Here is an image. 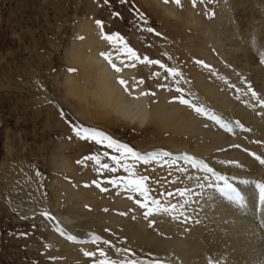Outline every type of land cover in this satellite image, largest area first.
Instances as JSON below:
<instances>
[{
  "label": "rangeland",
  "instance_id": "rangeland-1",
  "mask_svg": "<svg viewBox=\"0 0 264 264\" xmlns=\"http://www.w3.org/2000/svg\"><path fill=\"white\" fill-rule=\"evenodd\" d=\"M149 1L0 0V264H55L56 256L47 252L52 249L48 230L55 228L54 208L66 206L62 181L97 195L112 216L150 224L157 204L190 210L193 190L184 170L202 161L163 142L168 132L162 135L154 123L132 126L97 107L81 117L76 108L83 102L63 88L64 77L77 89L92 73L66 53L69 40L83 53L90 50L82 46L85 32L78 27L84 19L96 32L91 51L112 67L126 92L146 97L150 107L159 100L182 107L205 128L231 130L212 104L202 102L194 76L230 94V81H247L207 35L224 19V3L234 0H159L174 10L171 16ZM251 1L263 23L264 0ZM189 16L202 25L188 23ZM99 234L90 232L84 241L87 264L140 263L118 241Z\"/></svg>",
  "mask_w": 264,
  "mask_h": 264
},
{
  "label": "bare ground",
  "instance_id": "bare-ground-1",
  "mask_svg": "<svg viewBox=\"0 0 264 264\" xmlns=\"http://www.w3.org/2000/svg\"><path fill=\"white\" fill-rule=\"evenodd\" d=\"M151 1L170 16L174 14L169 5ZM254 5L251 0L224 3V19L219 16L222 22H216L214 28L209 26L212 29L207 34L221 58L236 73L246 75L247 81L242 78L237 82L236 74L235 81H230L234 89L231 95L206 78L194 76L202 91L197 96L213 105L231 129L228 132L201 126L182 112V107L169 105L165 100L150 107L146 97L126 92L112 67L96 51H91L97 42L94 28L87 27L84 19L78 21L79 29L85 32L81 44L90 50L83 53L81 45L69 40L66 53L73 63L85 64L92 73L87 75L84 87L77 89L69 76L63 79L66 92L73 94L79 105L83 102L76 108L77 114L84 117L90 113L89 108L97 107L109 110L116 119L132 126L154 123L162 135L168 132L163 142L202 162L192 169L188 164L184 170L186 183L193 190L190 210L180 213L157 204L151 210L150 224L112 216L97 195L57 181L64 189L66 206L57 204L56 219L51 221L55 228L48 230L52 249L47 252L56 256L53 263L87 264L81 249L89 247L84 241L93 232L118 241L120 247L142 261L138 264H264V59L260 58L264 55V21L259 22L261 12ZM195 19L189 16L187 22L202 25L199 18ZM86 30L92 32L87 35ZM248 37L253 41L250 44ZM127 73L124 71L125 76ZM245 82L248 88L243 87ZM61 165L67 172L71 169L69 162Z\"/></svg>",
  "mask_w": 264,
  "mask_h": 264
}]
</instances>
